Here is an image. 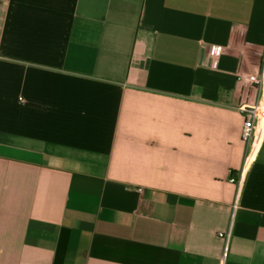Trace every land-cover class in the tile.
I'll use <instances>...</instances> for the list:
<instances>
[{"label": "crops", "instance_id": "crops-1", "mask_svg": "<svg viewBox=\"0 0 264 264\" xmlns=\"http://www.w3.org/2000/svg\"><path fill=\"white\" fill-rule=\"evenodd\" d=\"M263 67L264 0H0V264H264Z\"/></svg>", "mask_w": 264, "mask_h": 264}, {"label": "built area", "instance_id": "built-area-1", "mask_svg": "<svg viewBox=\"0 0 264 264\" xmlns=\"http://www.w3.org/2000/svg\"><path fill=\"white\" fill-rule=\"evenodd\" d=\"M212 63L213 67H217L219 64V55L221 54V47L214 46L212 48ZM264 78V67L260 72H255L251 74L239 73L237 75V81L245 84L260 85ZM240 111L244 114V123L242 128V138L247 143V152L245 157V165L249 164L251 161L252 153L255 146V141L260 129L261 121L264 118V105L261 102H256L253 104H243L239 107ZM231 182L237 181L234 176L230 177ZM138 192H142L143 188L139 187Z\"/></svg>", "mask_w": 264, "mask_h": 264}]
</instances>
